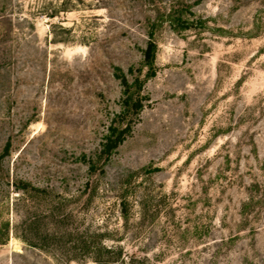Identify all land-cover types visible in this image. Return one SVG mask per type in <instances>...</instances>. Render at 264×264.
<instances>
[{
	"label": "rangeland",
	"instance_id": "obj_1",
	"mask_svg": "<svg viewBox=\"0 0 264 264\" xmlns=\"http://www.w3.org/2000/svg\"><path fill=\"white\" fill-rule=\"evenodd\" d=\"M117 68L143 108L108 156ZM87 244L264 264V0H0V264Z\"/></svg>",
	"mask_w": 264,
	"mask_h": 264
},
{
	"label": "trees",
	"instance_id": "obj_2",
	"mask_svg": "<svg viewBox=\"0 0 264 264\" xmlns=\"http://www.w3.org/2000/svg\"><path fill=\"white\" fill-rule=\"evenodd\" d=\"M180 26H186L183 20H179ZM157 55V45L154 41H150L147 49L144 52V64L148 68L149 76L155 77V62ZM116 78L120 80L122 87L124 88V111L119 115L122 122L127 121L125 128L120 130L119 128L111 126L108 130V134L104 138L102 144L103 151L111 156L112 152L119 148L127 139L134 115H138L139 111L143 108L141 101L133 102L132 84L130 83L127 75L120 69H116ZM136 85L139 88L142 87V83L139 78L135 80ZM135 113V114H134ZM10 142H8L6 149L9 150ZM37 191V190H36ZM123 211L126 212L125 202H123ZM87 251L91 255L95 264H137L141 260L137 257L127 258L125 250L122 246H105L104 244H87ZM129 259L130 262H127Z\"/></svg>",
	"mask_w": 264,
	"mask_h": 264
}]
</instances>
